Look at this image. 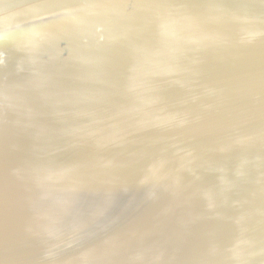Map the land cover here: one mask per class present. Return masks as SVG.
Returning <instances> with one entry per match:
<instances>
[{
	"label": "water",
	"instance_id": "1",
	"mask_svg": "<svg viewBox=\"0 0 264 264\" xmlns=\"http://www.w3.org/2000/svg\"><path fill=\"white\" fill-rule=\"evenodd\" d=\"M0 264H264V0H0Z\"/></svg>",
	"mask_w": 264,
	"mask_h": 264
}]
</instances>
